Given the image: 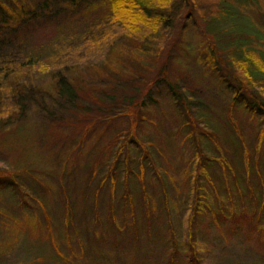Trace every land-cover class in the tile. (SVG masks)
Here are the masks:
<instances>
[{
	"label": "rangeland",
	"instance_id": "374dc122",
	"mask_svg": "<svg viewBox=\"0 0 264 264\" xmlns=\"http://www.w3.org/2000/svg\"><path fill=\"white\" fill-rule=\"evenodd\" d=\"M34 1L41 0L21 4L31 7ZM51 1L15 31L6 58L16 62L40 52V66L25 70L21 83L27 88L52 85L49 67H54L55 73L76 83L79 100L72 103L67 96L57 95L48 100L49 109L56 106L67 114L63 123H54L47 107L29 100L26 115L15 112L8 119L14 103L8 90L0 93V177H6L0 190V264H62L61 257L75 256L81 259L76 264H198L191 258L193 235L185 217L195 213L196 206L190 205L198 197L208 203L192 221L196 245L202 249L200 264H264V82L249 77L230 55L222 53L223 64L216 68L203 57L197 22L202 25L203 18L216 13L217 1L195 0L197 22L182 18L166 45H161L162 51L149 55L136 52L140 43L129 40L122 26L105 21L110 19L102 5L85 10L87 2L81 6ZM235 1L263 37L251 49L264 56V0ZM115 47L128 52L117 56ZM168 54L163 79L181 90L189 111L182 110L184 100L174 98L165 83L146 85L158 77ZM139 86L148 87L141 100L135 91ZM119 87L121 97L114 100L111 93ZM122 96L128 102L135 98V103L123 102ZM238 96L243 104L235 100ZM154 99L157 102H151ZM253 102L262 108L259 117L247 108ZM113 109L121 115L113 117ZM191 123L201 125L203 131L197 132L195 125L193 132ZM182 124L188 133H183ZM129 134L136 135L125 145ZM192 135L183 143V136ZM121 145L126 147L114 160ZM207 148L209 156H224L233 167L224 172L236 181L239 194L218 189L227 184L224 175L218 176V166H208L207 177L190 179V171L196 175L202 171L200 152ZM145 150L149 152L141 153ZM136 153L149 172L157 166L173 181L162 185L158 177L153 181L146 176L143 190ZM111 166L112 177L107 171ZM162 199L166 206L181 205L176 211L173 208L170 219L178 257L162 239L168 221L157 224L147 217L151 211L160 214ZM213 208L220 213H211Z\"/></svg>",
	"mask_w": 264,
	"mask_h": 264
},
{
	"label": "trees",
	"instance_id": "16d2710c",
	"mask_svg": "<svg viewBox=\"0 0 264 264\" xmlns=\"http://www.w3.org/2000/svg\"><path fill=\"white\" fill-rule=\"evenodd\" d=\"M21 1L24 0H0V93L2 90H8L10 92V100L13 101L14 103V109H11L9 111L8 119L12 118L13 115H15V112H18L19 116H23L27 114V111L29 110L28 106L26 105V101L29 100L30 102H35L36 105H39L41 108L42 107H47V112L49 116L54 117V123H63L66 121V116L67 114L62 112L60 108L53 106V110L49 109L47 106L48 100H54V95L57 96H67L69 101L72 103H76L77 98H75V90H74V85L76 83H72L70 80L66 79L62 73L57 71L56 73L54 72V67H49L50 70H52L51 75H53L55 83L52 85L50 84L49 86H41V85H32L30 88H27L24 83H21L22 77L21 74L25 71L28 70L30 72L31 69L37 68L40 66V52H33L29 53L27 55V59L25 60H17L14 62L13 56V62L11 60H7V56L9 52H6L5 49L7 46L10 44L12 45V42H8L10 40H13L15 31L19 30L23 24H27L31 21V17L33 18L39 14V9L43 8H48L49 5H44L47 4L46 2L49 1L52 2L51 0H41L39 2H33L31 3L30 6H23L21 4ZM54 1V0H53ZM66 2H72L75 4H81V6L85 7L83 9H87L88 7L90 8H96L99 5H102L107 11V17L110 20H105L109 22H114L124 28V31H126V35L129 37V40L132 39V41H138L140 44H137L134 49H136V52L139 51L140 54H145L149 55L150 53H157L159 51H162L161 45H166L167 40H169L172 36L173 33L176 32V24L184 18L187 21L194 20L197 22L196 19V14L194 15V11L192 8H195L196 1L195 0H65ZM217 1V9L216 13L209 15L208 17L203 18V23L198 21L197 23L200 24V34L202 35V47L199 45V49L204 51V56L206 58V61L209 63V65L213 68L212 65L216 67L222 66L223 64V59L220 55L222 53H225L223 55L226 57L227 55H230L233 59L238 64H241L243 68L245 69L246 72H248L249 77H251L255 81H259V83L264 82V56H257L255 55L254 51L251 49L252 44L258 43L263 37L258 34L252 26L250 25L251 23L248 21L249 18L244 16V13H241L238 4L235 0H215ZM248 1V0H246ZM59 2V0H58ZM177 2V5L174 6ZM44 3V4H43ZM240 3V2H238ZM45 6V7H44ZM28 7V8H27ZM45 17L46 15L43 14ZM250 23V24H249ZM101 27L103 26V21L100 23ZM95 26V25H94ZM25 27V26H24ZM184 30V29H183ZM157 41V42H156ZM112 48V47H111ZM110 48V49H111ZM161 48V49H160ZM112 51L117 56H123L124 53H127L128 50L126 51L124 49H119V48H114ZM206 54V55H205ZM12 55V53H10ZM45 55V54H44ZM49 57L50 56H46ZM51 59H54L51 57ZM169 59V54L167 55V58L163 63L161 69L157 73L158 77L154 80H149L147 81L146 85H153L158 82H163L166 84V88L169 90V92L172 94L174 98H177L179 100H184V104L182 103V110L184 111H189L190 106L189 103L184 99V97L181 94V90L178 89L175 85V83H171L167 79H163L166 75V64H168ZM14 63V64H11ZM18 75V77H17ZM50 75V76H51ZM32 76V74H31ZM161 77V78H160ZM7 82H4V80H7ZM164 80V81H163ZM32 81V79H31ZM254 81V82H255ZM129 84H133L131 80L128 81ZM147 86H139L135 88V91L137 92V95L139 96V100H141L142 94H144V90L147 89ZM244 88V86L241 84L239 85ZM46 87H52L51 90H47ZM122 87H119L118 89L113 90V93H111L112 99H118L120 96V92L122 91ZM29 90L28 95L25 94V91ZM78 93L82 90L81 88L77 87ZM242 90V88H241ZM56 93V94H55ZM1 98V97H0ZM123 102H128V98L123 97ZM155 101L151 102H157V99H154ZM235 100H239V96ZM240 104H243V101H238ZM120 103V102H116ZM135 103V98L132 99L128 104L132 105ZM145 103L143 102L141 105H144ZM76 105V104H73ZM258 103L253 102L249 103L248 107L250 111L255 112L258 117L262 112V108H257ZM60 106V105H59ZM28 107V108H27ZM79 107V106H77ZM162 107V106H160ZM160 107L156 106L157 109ZM31 109V108H30ZM32 110V109H31ZM115 112V114H114ZM189 113V112H188ZM208 120L212 119L211 114L206 113ZM209 114V115H208ZM121 115V111L119 109L112 110V116L115 117ZM188 115L191 116L189 113ZM192 117V116H191ZM184 116L182 117V119ZM203 118V117H202ZM193 119V117H192ZM203 119H206L204 117ZM141 120V119H140ZM207 120V121H208ZM176 125L177 122H175ZM210 123V122H208ZM211 124V123H210ZM192 125V130L193 132L196 131L197 126V132H202L203 130L201 129V125H197L196 123H191ZM183 126V133L186 134L188 133V129L186 128L185 124H182ZM196 134V133H195ZM136 134H129L128 139L126 141L125 145L131 144V139L134 137ZM206 135H208L206 133ZM195 135H192V137H182L183 143H187L190 141ZM209 136V135H208ZM261 138V137H260ZM117 139L115 138V143H117ZM162 140L161 137L158 138V141ZM198 141V139H197ZM196 141V142H197ZM121 145L118 150L116 156H114V160L119 156V154L124 150L126 146ZM197 145L199 146V142H197ZM258 147H260V144L258 142ZM132 150V148H131ZM207 151V152H206ZM205 152H200L202 155L201 162L203 163L202 166H200V169L202 170L199 172L198 175H196V172L190 171V179L196 178L197 176H208L207 174V167L210 166L212 168L218 166L217 169H219L218 176L224 175V180H226L225 185H219L218 189L221 190V192H226V194L233 192L234 193H240L239 192V187L237 186L236 181L226 178V171L224 172L225 168H230V163L226 160L224 156H220L217 158H214V156H209L208 151L209 148H207ZM149 151L145 150L142 151L141 153H148ZM139 153V152H138ZM138 153L135 154V156L139 155ZM140 156V167L138 169V177L140 178V181L144 183L143 190L146 189L145 187V181H146V176L149 179H153L158 177L159 178V183H162V185H165V183L168 181H173L171 179V175L167 176L166 175V170L155 167V169H151L150 173L143 165L142 163V156ZM145 156L152 158L151 155L146 154ZM138 157V156H137ZM190 163L192 160H189ZM216 163V164H214ZM114 164V163H113ZM126 169H129V156L127 155L126 158ZM203 168V169H202ZM197 169V168H196ZM114 170L112 168L110 170H107L108 173L111 175V172ZM187 172V170H186ZM6 176V175H5ZM6 177H0V190H4L6 182L4 181ZM188 178V175H187ZM9 180V179H8ZM144 180V182H143ZM209 182L212 183L211 179H209ZM241 184V181H239V185ZM200 185L197 187L199 190ZM230 189V191H227L226 189ZM238 189V190H237ZM237 190V191H236ZM166 191V187H165ZM216 193L218 191L214 190ZM198 192V191H197ZM221 193V194H222ZM219 194V193H218ZM201 195V194H200ZM22 199H25L21 195ZM129 199H132V196L129 193ZM226 197H230V195H226ZM223 198V197H221ZM200 199V200H199ZM164 199H162L159 204H158V210L160 214H155L153 211L148 213L147 217L149 219H154V222L158 224L161 220H163V224L165 220L168 221V228L165 227L166 231V236H164L162 239L164 242L168 241V248L169 249H174L173 250V255L176 257L179 256V244H177L175 238H174V228L171 219L172 213H173V208L176 211L178 207L181 205L173 204L170 205L168 204L166 206V203L164 204ZM176 202L177 199L175 198ZM231 203V202H230ZM187 204V203H186ZM185 204V205H186ZM208 203L203 202L201 198H197L195 201V204H191V208L193 206H196V211L195 213H192L191 216H185L188 218V224L190 228V234L193 235V239L189 242L191 245V251L190 254H192V259L193 261L196 260L198 264H200V259L198 256V251L199 253L202 251L196 245V240H195V229L193 227L192 221L196 216L201 214V212L206 209ZM131 205V203H130ZM115 203L113 201V207H115ZM134 208V206H132ZM209 209V208H208ZM214 209V208H213ZM215 210V209H214ZM211 213L213 214H219V209L211 210ZM163 214H166V216H163ZM158 217V218H156ZM169 218V219H168ZM158 221V222H156ZM133 222H136V220H133ZM125 225L128 228V221L125 220ZM137 225V223H136ZM164 226V225H162ZM177 235V232H175V236ZM165 238V239H164ZM173 245V247H172ZM198 248V249H197ZM111 254H113L112 251H110ZM72 257V256H71ZM61 261L63 262L62 264H76L79 259L78 256H75L72 259H67L66 257H61Z\"/></svg>",
	"mask_w": 264,
	"mask_h": 264
}]
</instances>
